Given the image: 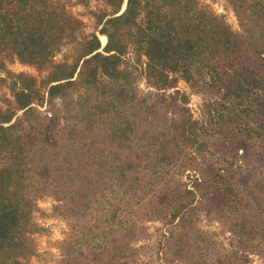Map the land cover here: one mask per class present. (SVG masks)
Listing matches in <instances>:
<instances>
[{
  "label": "rangeland",
  "instance_id": "1",
  "mask_svg": "<svg viewBox=\"0 0 264 264\" xmlns=\"http://www.w3.org/2000/svg\"><path fill=\"white\" fill-rule=\"evenodd\" d=\"M164 1L135 0L136 21L162 6L172 27L182 25L183 11L169 9ZM126 3L51 0L50 7L65 5L79 23L40 33L60 41L47 68L0 45V110L6 111L0 116L13 122L22 114L19 104L31 100L35 115L48 117L50 78L63 79L75 68L76 75L88 57L78 58V45L93 33L102 49L105 21L122 13ZM179 3L188 4L167 0ZM191 5L245 39L255 23L264 21V0H191ZM198 26L188 38H199ZM119 32L126 46L114 77L96 68L86 96L77 85L52 99L58 116L63 118L66 105L67 124L78 125L76 145L93 152L94 159L86 161L87 184L31 196L28 251L7 264H264V159L253 154L255 141L237 137L234 126L241 118L224 111L218 123L220 118L206 113L212 97L179 73L169 72L165 82L149 79L147 58L136 52L131 32L125 26ZM220 61L227 71L257 67L246 46Z\"/></svg>",
  "mask_w": 264,
  "mask_h": 264
},
{
  "label": "trees",
  "instance_id": "2",
  "mask_svg": "<svg viewBox=\"0 0 264 264\" xmlns=\"http://www.w3.org/2000/svg\"><path fill=\"white\" fill-rule=\"evenodd\" d=\"M134 2L127 0L122 13L105 21L101 33L106 37V44L102 49L93 33L87 42L78 45V58L85 54L88 57L84 56L76 75L75 68L63 79L50 78L48 100L44 104L47 111H51L48 117L35 115L37 110L31 100L19 104L23 111L13 122L12 117L0 116V264L16 262L17 256L28 251L31 196L57 190L65 193L75 186L81 190L83 184H87L86 161L94 159L91 157L93 152L85 149L83 144L82 147L76 145L80 133L78 125L67 124L66 105H63V118H60L54 111L52 99L77 85L85 89L83 95L86 96L94 86L96 68H100L102 74L114 77L115 65L126 46L119 36L124 26L131 32L130 42L136 52L147 58L144 73L149 79L156 76L155 81L165 82L169 72L179 73L191 87L212 97L205 105L206 113L220 118L218 123H222L224 111L241 118L242 124L234 126L239 133L237 137L255 141L258 150L253 154L264 159V21L255 23V30L249 29L245 39L234 35L223 22L205 10L195 13L191 0L183 7L180 3L173 6L164 1L163 5L169 9L183 11L182 25L177 27H172L168 17L161 14L162 6L147 10L137 22L139 11ZM50 3L51 0H0V45L37 68L52 64L51 58L60 42L57 37L45 38L40 33L60 31L63 24L79 23L65 5L50 7ZM260 18L262 20V15ZM196 24L199 25L196 35L200 36L190 39L187 35ZM253 32H256L254 36L251 35ZM243 46L254 56L257 67L227 71L219 66L223 57L239 52ZM91 62L96 66L88 69ZM5 112L0 110V115ZM243 116L251 120H244ZM25 122L27 125L23 126ZM71 140L75 141L70 145ZM95 155L99 157L98 153ZM91 162L95 165V161ZM97 162L104 170V164Z\"/></svg>",
  "mask_w": 264,
  "mask_h": 264
}]
</instances>
